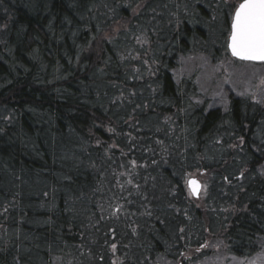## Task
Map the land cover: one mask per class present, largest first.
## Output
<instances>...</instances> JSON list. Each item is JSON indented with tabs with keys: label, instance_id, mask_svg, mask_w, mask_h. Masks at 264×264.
Here are the masks:
<instances>
[{
	"label": "trees",
	"instance_id": "obj_1",
	"mask_svg": "<svg viewBox=\"0 0 264 264\" xmlns=\"http://www.w3.org/2000/svg\"><path fill=\"white\" fill-rule=\"evenodd\" d=\"M230 8L0 0V264H190L207 216L238 260L263 251L264 99L207 109L196 74L173 73L213 42L230 55ZM193 170L215 178L214 208L192 207Z\"/></svg>",
	"mask_w": 264,
	"mask_h": 264
},
{
	"label": "rangeland",
	"instance_id": "obj_2",
	"mask_svg": "<svg viewBox=\"0 0 264 264\" xmlns=\"http://www.w3.org/2000/svg\"><path fill=\"white\" fill-rule=\"evenodd\" d=\"M226 2L229 7H234L239 4H236L233 0H226ZM230 10L229 26L234 8H230ZM126 29L127 27L125 23H115L114 25V32L118 30H124V32L128 31ZM213 32H215V35H218L220 29H217V26H215ZM229 35L230 27L228 28L224 39V45L227 51V40ZM144 38L145 37L139 36L138 39L140 43L145 42ZM213 43L210 45V51L197 49L198 51L191 56H178L176 67L173 70L176 82L179 83L182 77H188L195 73L198 102H206L207 109L226 111L231 97L250 98L256 101H262L264 99V63H242L235 60L231 55L228 57L225 56L224 52H222L216 61H213L210 56V52H212L214 46ZM147 71L148 70L144 68L143 74L145 75V72ZM133 72L134 69L132 68V73ZM170 120L171 119L168 118L162 124H157V127L165 128L166 130L164 133L167 132V124L171 126ZM215 145V143H211L207 146V152L209 151L211 153V157L215 154V151H217ZM189 178H197L203 184V189L197 199L194 198L188 190L186 182ZM214 179V177L211 179V176L204 171L193 170L187 175L183 184L184 189H187L190 195L189 198L192 199V207L198 209L202 208L204 205H206V209L207 206H211L212 208L215 207V204H217V193L215 195L213 194V191L211 192L210 190V183L215 181ZM208 184H210L209 188H207ZM220 185L221 184L217 185L216 188ZM206 213L208 214V212ZM209 221L207 216L205 218L204 227H201V229L207 234V239L199 244V246H196L197 244L191 239L188 240L189 242H193V246L196 248L195 253L193 250L187 254L190 258V255H193L194 253L195 259L190 262V264H264V248L262 249V252L255 256V258L247 262L240 261L236 257L227 253L224 241L219 235H216L215 237L210 231V228L208 227ZM217 228L218 225L212 227V229ZM167 229L169 228L167 227ZM161 261L160 264H174L173 261L167 260L164 257H161Z\"/></svg>",
	"mask_w": 264,
	"mask_h": 264
},
{
	"label": "snow or ice",
	"instance_id": "obj_3",
	"mask_svg": "<svg viewBox=\"0 0 264 264\" xmlns=\"http://www.w3.org/2000/svg\"><path fill=\"white\" fill-rule=\"evenodd\" d=\"M228 47L240 60L264 62V0H242L234 6ZM188 184L199 196L200 182L190 178Z\"/></svg>",
	"mask_w": 264,
	"mask_h": 264
},
{
	"label": "water",
	"instance_id": "obj_4",
	"mask_svg": "<svg viewBox=\"0 0 264 264\" xmlns=\"http://www.w3.org/2000/svg\"><path fill=\"white\" fill-rule=\"evenodd\" d=\"M242 2V1H241ZM231 32V31H230ZM230 36V35H229ZM228 45H229V37H228V41H227V48H228V51H229V53H230V55L233 57V58H235V59H237V60H240V59H238L237 57H234L232 54H231V51H230V49H229V47H228ZM240 61H245V62H253V63H262V62H260V61H247V60H240ZM190 179V178H189ZM188 179V180H189ZM194 179H196V180H198L197 178H194ZM188 180H187V186H188V189L190 190V186H189V184H188ZM199 181V180H198ZM200 182V185H201V190H202V183H201V181H199ZM191 192V191H190ZM201 193V192H200ZM192 194V193H191ZM192 196L194 197V198H198L199 196H196V195H193L192 194Z\"/></svg>",
	"mask_w": 264,
	"mask_h": 264
}]
</instances>
